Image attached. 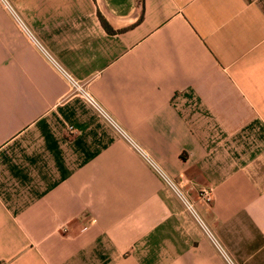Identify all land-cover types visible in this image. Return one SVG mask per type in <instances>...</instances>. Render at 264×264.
<instances>
[{"label": "crops", "instance_id": "1", "mask_svg": "<svg viewBox=\"0 0 264 264\" xmlns=\"http://www.w3.org/2000/svg\"><path fill=\"white\" fill-rule=\"evenodd\" d=\"M0 263L264 264V0H0Z\"/></svg>", "mask_w": 264, "mask_h": 264}, {"label": "built area", "instance_id": "2", "mask_svg": "<svg viewBox=\"0 0 264 264\" xmlns=\"http://www.w3.org/2000/svg\"><path fill=\"white\" fill-rule=\"evenodd\" d=\"M21 25V24H20ZM24 28V27H23ZM62 72V71H61ZM64 77L66 78L67 82L69 83L71 89H72V93H77L80 96H82L89 104L93 105L94 107H96V109L98 110V112L101 114L102 111L100 109L97 108L96 104L94 103V101L92 100V98L83 90V88L76 83L75 81H73L67 74H65L64 72H62ZM67 130L69 133H72V129L70 127H67ZM132 145V144H131ZM133 148L135 149V151L143 158V160L146 162V164L151 168V170L158 176V178L162 181L164 187L171 191L179 200L182 204H184V206H186L187 208L190 207L185 199L182 196L181 190L179 189V187L177 186L176 183H174L164 172L163 170L158 167L154 162H152V160H150L141 150L138 149V147L132 145ZM201 197H203L204 200H209V196H208V191L207 190H201ZM3 264V263H0Z\"/></svg>", "mask_w": 264, "mask_h": 264}, {"label": "trees", "instance_id": "3", "mask_svg": "<svg viewBox=\"0 0 264 264\" xmlns=\"http://www.w3.org/2000/svg\"><path fill=\"white\" fill-rule=\"evenodd\" d=\"M103 26V25H102ZM104 29L107 31V32H111L110 30H108L105 26H104Z\"/></svg>", "mask_w": 264, "mask_h": 264}]
</instances>
